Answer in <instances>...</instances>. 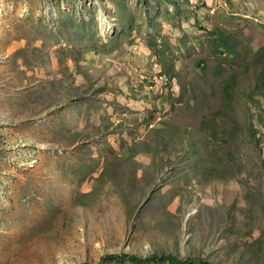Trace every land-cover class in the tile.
<instances>
[{"label":"rangeland","instance_id":"1","mask_svg":"<svg viewBox=\"0 0 264 264\" xmlns=\"http://www.w3.org/2000/svg\"><path fill=\"white\" fill-rule=\"evenodd\" d=\"M193 259L264 264V0H0V264Z\"/></svg>","mask_w":264,"mask_h":264},{"label":"trees","instance_id":"2","mask_svg":"<svg viewBox=\"0 0 264 264\" xmlns=\"http://www.w3.org/2000/svg\"><path fill=\"white\" fill-rule=\"evenodd\" d=\"M218 35H219V37H218ZM214 36H216L218 38V41L221 42V45H218L217 46V48L219 49V51L222 52V53H225V51H227L228 52V55H229L231 53V51L233 50V48H232L233 46L229 45L228 42L225 41L227 38L224 35H222L220 33V31H216V33H214ZM113 256H115L117 258H123V257H125L127 255L126 254L125 255L124 254L123 255L115 254ZM131 257L132 258H136V257H133V256H131ZM168 257H169V259H170L171 262H174V263H182L181 260L176 259L173 255H169ZM194 262H197L199 264H211V263H208L207 261H204V262L201 261L200 262L199 260H194Z\"/></svg>","mask_w":264,"mask_h":264},{"label":"bare ground","instance_id":"3","mask_svg":"<svg viewBox=\"0 0 264 264\" xmlns=\"http://www.w3.org/2000/svg\"><path fill=\"white\" fill-rule=\"evenodd\" d=\"M101 26L102 29L105 31H112L113 30V25L111 23L108 22L107 17L105 16V13H102V17H101ZM105 33V32H104Z\"/></svg>","mask_w":264,"mask_h":264},{"label":"clouds","instance_id":"4","mask_svg":"<svg viewBox=\"0 0 264 264\" xmlns=\"http://www.w3.org/2000/svg\"><path fill=\"white\" fill-rule=\"evenodd\" d=\"M155 85H152V87H154Z\"/></svg>","mask_w":264,"mask_h":264},{"label":"crops","instance_id":"5","mask_svg":"<svg viewBox=\"0 0 264 264\" xmlns=\"http://www.w3.org/2000/svg\"><path fill=\"white\" fill-rule=\"evenodd\" d=\"M151 87H152V85H151Z\"/></svg>","mask_w":264,"mask_h":264}]
</instances>
